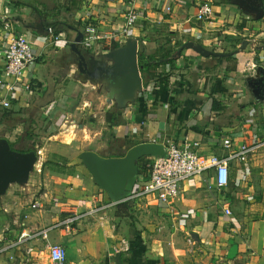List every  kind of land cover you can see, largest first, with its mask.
I'll list each match as a JSON object with an SVG mask.
<instances>
[{
	"label": "crops",
	"instance_id": "obj_1",
	"mask_svg": "<svg viewBox=\"0 0 264 264\" xmlns=\"http://www.w3.org/2000/svg\"><path fill=\"white\" fill-rule=\"evenodd\" d=\"M203 2L213 4L215 15L196 21L197 5ZM6 21L31 38L38 57L17 79L11 106L0 103V137L16 143V149L39 148L41 155L29 181L11 184L0 197V264H39L37 245L49 257L48 242L63 247L66 264H264V146L246 162L237 157L229 161L230 182L222 189L215 186L212 172L204 179H187L170 206L154 195L137 201L139 220L118 207L87 217L72 230L59 225L74 212L110 200L81 160L85 150L123 156L136 144L170 139L179 146L192 143L204 156L227 157L243 144L264 140V49L253 47V42L264 45V14L241 0L140 5L139 19L126 38H137L140 49L162 64L152 67L156 75L144 77L142 99L121 110L113 131L118 142L107 122V114L117 109L110 108L100 85L78 78L69 44L88 24L103 33H119L126 23L123 3L0 0V82L14 80L4 71L10 35L3 27ZM51 25L61 34L58 42L47 32ZM244 40L248 44L242 48ZM187 41L228 54L203 56L191 48L178 54ZM115 43H95L96 52ZM157 76H168L169 85ZM25 81L33 83V92L22 89ZM77 93L80 101L72 108ZM4 110L13 115L4 118ZM25 122L26 132L44 124L39 131L43 142L28 134L12 140ZM227 138L230 148L224 146ZM148 171L139 173L137 182ZM35 201L41 206L33 208ZM190 210L180 226L181 214ZM45 228H51L47 239L19 240L22 232L34 235ZM47 264H52L50 258Z\"/></svg>",
	"mask_w": 264,
	"mask_h": 264
},
{
	"label": "built area",
	"instance_id": "obj_2",
	"mask_svg": "<svg viewBox=\"0 0 264 264\" xmlns=\"http://www.w3.org/2000/svg\"><path fill=\"white\" fill-rule=\"evenodd\" d=\"M125 6V25L119 33L107 34L98 30L94 24H88L82 30L84 32V38L82 39V45L87 48L96 50L95 43L102 41H116L119 45L123 44L127 40L129 28L136 24L139 19V6L143 4H149L153 0H119ZM170 10L171 7H167ZM215 15L213 4L203 2L199 3L196 8L195 20L206 21L211 19ZM3 27L10 32L9 40L4 50L5 56V74L13 78L11 82H0V103L9 108L11 106V94L16 90L17 79L23 74L24 70L30 63L37 59V53L34 50V46L31 38L21 30L14 31L12 24L9 21L4 22ZM56 27L49 26L47 29L48 34L53 39V42H58L61 39V34H56ZM253 47H256V43L253 42ZM153 63V61H151ZM159 76V75H158ZM157 76L156 80L159 79ZM22 89L27 92H33L34 86L31 81H25L21 84ZM156 142V141H153ZM224 146L230 148L232 141L225 139ZM166 150V156H153L151 162L148 164L149 173L142 182H137L130 196L125 199L114 201H100L92 204L84 212H74L65 217L59 225H64L67 230H72L75 223L87 218L95 217L99 214L105 213L109 209L116 208L124 202H139L146 199L150 195L156 196V198L166 206L173 204L180 194L182 184L189 178L194 176H200L202 179L205 176L213 172L215 179V186L222 189L228 186L230 182V167L229 161L237 157L241 161L246 162L248 155L263 147L264 140H259L253 145L243 144L238 152L234 155L227 157H219L217 155L204 156L199 154L194 148L193 144L186 142L182 146L176 145L172 140L168 139L164 143ZM37 153L41 155V151L38 148ZM41 206L40 202H33L32 207L38 208ZM191 210L182 213L181 219H179L180 226H184L185 218L191 214ZM228 215L231 214L230 210L226 211ZM51 228H45L39 232V234L31 235L27 232H22L20 239L33 238L41 236L44 239L48 238V231ZM189 244L192 246L194 239L190 235L188 236ZM49 258L52 264H66L65 251L59 244H46ZM2 251V250H0Z\"/></svg>",
	"mask_w": 264,
	"mask_h": 264
},
{
	"label": "water",
	"instance_id": "obj_3",
	"mask_svg": "<svg viewBox=\"0 0 264 264\" xmlns=\"http://www.w3.org/2000/svg\"><path fill=\"white\" fill-rule=\"evenodd\" d=\"M248 2L254 10L264 14L263 0H241ZM84 32L78 31L74 41L69 44L72 62L77 66L80 80L91 81L106 91V99L117 110L139 101L144 92V77L141 73L138 55L139 40L129 37L123 44L108 51H97L82 45ZM248 44L242 43V48ZM191 48L203 56H225L193 41L184 42L178 49ZM264 49V45L256 46ZM166 156L164 144L145 141L129 148L123 156L105 157L96 151L85 150L80 153L84 165L92 173L96 183L105 189L111 200L118 201L130 196L139 176L138 161L143 157ZM39 160L37 150L22 151L11 147L6 137H0V197L11 184L24 185Z\"/></svg>",
	"mask_w": 264,
	"mask_h": 264
},
{
	"label": "trees",
	"instance_id": "obj_4",
	"mask_svg": "<svg viewBox=\"0 0 264 264\" xmlns=\"http://www.w3.org/2000/svg\"><path fill=\"white\" fill-rule=\"evenodd\" d=\"M65 25H68V24H65ZM78 29H80V28H78ZM58 33H59V31L57 30L56 34H58ZM117 46H119V44L115 43V44H113V46L111 48H114ZM173 59L174 58L172 56L169 58V60H173ZM138 60H139V65L141 66V73H142L143 77H145L146 75H156L157 70H151L152 67L160 66L162 64L160 60H156V62L154 63L153 55H149L142 48L139 50ZM151 61H153V63ZM159 80H160L161 84H163L165 87H167L169 85L168 84L169 83L168 76H160ZM140 99H142V97H140ZM12 113H13L12 111L4 110L3 117L6 118L9 115H13ZM120 115H121V110H115V111L109 112L107 114V122H108L109 127L112 129L113 140L117 141V142L119 139L116 138L113 131H114V126L119 124L118 118L120 117ZM28 138L29 139L31 138V130L28 131ZM10 143H11V147L14 148L16 143H14V142H10ZM19 150L29 151V148L19 149ZM150 162H151V158H149V157L141 158L138 161L139 173H141L142 171H144L146 169L149 170L148 164ZM126 203H128V202L121 203L118 206H116V208L123 207V206H125Z\"/></svg>",
	"mask_w": 264,
	"mask_h": 264
},
{
	"label": "rangeland",
	"instance_id": "obj_5",
	"mask_svg": "<svg viewBox=\"0 0 264 264\" xmlns=\"http://www.w3.org/2000/svg\"><path fill=\"white\" fill-rule=\"evenodd\" d=\"M101 87V86H100ZM102 90V93L106 94V92L104 91V89H101ZM80 93H77L73 96V100L71 101V107L73 108V106H77L79 101H80ZM97 103V102H96ZM99 103V102H98ZM102 104V103H100ZM115 105H112L110 108L111 109H114ZM26 126H27V123H23L22 127L20 128L19 131H15V134H12V140H15L17 141L18 140V137H20L21 135H24V134H28V130L26 132ZM44 124L40 125L39 126V129L42 130L44 128ZM30 128V127H29ZM30 130V129H29ZM40 130H38V126L37 127H34L33 128V131L31 132V136H38V138H34L33 139H36V142H43V138H41V134H40ZM1 132V131H0ZM13 132V131H12ZM116 134V133H114ZM123 210L125 212H127L128 214L131 215V217H133L134 219H138L139 220V217H140V213H139V210L136 208V202H128L125 204V206H123ZM135 222V220H133ZM37 262L39 264H47V262H49V257L45 251V249H42L39 245H37Z\"/></svg>",
	"mask_w": 264,
	"mask_h": 264
}]
</instances>
